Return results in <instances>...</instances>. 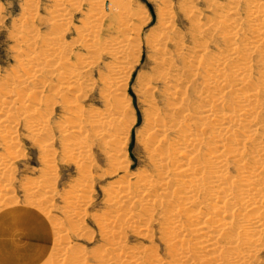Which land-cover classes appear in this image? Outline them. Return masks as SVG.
<instances>
[{
    "label": "bare ground",
    "instance_id": "1",
    "mask_svg": "<svg viewBox=\"0 0 264 264\" xmlns=\"http://www.w3.org/2000/svg\"><path fill=\"white\" fill-rule=\"evenodd\" d=\"M110 1L120 24L128 26L130 22L123 20L126 4ZM82 4L85 11L73 28L76 38L66 41L68 22ZM103 8L104 0H55L46 21L49 33L34 36L27 18L15 30L22 46L19 51L24 52L20 72L14 75L18 80L6 79L0 85V262L264 264L258 256L264 247V0H229L203 22L193 18L187 28L192 48L186 54L181 51L183 36L174 29L173 15L166 5L160 6L159 30L146 40L154 56L144 81L148 99L143 130L138 132L148 157L146 166L115 177V185L105 194L106 211L93 217L103 240L98 251L82 252L66 239L69 232L77 238L88 237L83 222L85 204L91 199L89 140L98 138L101 145H108L104 151L110 171L125 170L129 162L123 143L134 116L123 99V87L131 74L139 33L128 30L121 38L100 42ZM77 43L85 52L71 62L70 50ZM102 54L109 61L103 62L106 71H98L95 78L94 66H99ZM42 74L72 90L68 91L71 98L63 91V107L74 115L85 112L86 117L83 121L72 118L69 129L62 130L64 157L79 173L60 196L58 208L64 218L51 217L47 237L30 245L28 257H21L25 244L14 235L48 216L56 194L48 112L41 107L48 102V95L41 92L49 80L36 85L38 99L20 110L29 102V93L19 86ZM97 85L103 108L85 109L80 100ZM158 102L162 111L155 109ZM22 112L30 116L23 125L41 140L42 154L39 176L22 186L27 211L15 207L12 192L13 165L21 156L14 133ZM186 119L191 127L181 126ZM84 121L90 132L81 130ZM151 223H158L166 261L156 256L152 246L134 250L124 241L127 227L150 237Z\"/></svg>",
    "mask_w": 264,
    "mask_h": 264
},
{
    "label": "rangeland",
    "instance_id": "2",
    "mask_svg": "<svg viewBox=\"0 0 264 264\" xmlns=\"http://www.w3.org/2000/svg\"><path fill=\"white\" fill-rule=\"evenodd\" d=\"M119 1L126 4L125 10L127 11V14L126 17L124 16L123 20H128V23H130L126 27L124 25H121V19H119L121 17L117 15V11L114 10L113 2L110 0H104V16L102 19L98 37L100 42H103L108 40L110 41V39L113 38H121V33L128 30H133L134 33H139V35H137L138 45L133 53L134 58L131 74L127 79L125 87H123V99H127L126 101L130 104V107L132 108L131 111L133 112L134 116V119L129 128L127 139H125L123 143L127 150L126 155L129 162L128 166L126 167L127 169L125 170L118 168L115 171H110V164L108 165L109 161L107 160V154L104 151V149H107L108 145H101V143L103 142L99 141L98 138H91V140H89V142L91 143L90 156H92L91 158L93 159V165L90 171V175H92L91 188L89 193L91 199L88 203L85 204L87 216L85 215V219L83 222L88 229V237L81 236L77 238L72 236L70 232L66 235V239L72 241L74 247L79 246L78 248L82 252H96L101 248L103 244L102 237L98 232V227L94 222L93 217H100V215L102 216V214L106 211L107 208L105 204V194L109 193L110 189L113 187V185H115L116 178H122L125 175V172H136L138 170L144 169L147 163L148 157L146 156L145 147L140 141L138 132L143 130V110L147 107L148 99L146 98V93L144 92V81L147 75L150 74V68L152 67L154 57L153 52L147 45L146 40L151 34L156 33L159 30L160 26H158L156 21L157 10L160 8V6L162 8L164 5H166L168 11H170V14L173 15L172 21L174 24V29L177 30L181 36H183V46L181 48V51L183 52V54H186L187 51L189 52V50H191L192 48V42L189 38L190 35L189 32H187L189 21H191L193 18H197L199 21L203 22L213 15V11H220L221 8L224 9V7H226L227 3L229 2V0ZM211 2H214L217 7L219 5L218 8L220 9L216 8V6L213 7L214 4H210ZM54 4L55 0H0V85H2L6 79L8 80L11 78V82L13 80L14 83H16L18 80V77H15L14 75L16 73L19 74V59H22L24 56V54H22L24 52H22V50L19 51L20 48L22 49V46H19L20 37L16 38L14 36L16 32L15 30L18 25L20 24V22L24 21V19L27 18L29 19V25L31 27L30 30L33 31L32 33H34V36L38 37L49 33L50 28L48 27L46 21H48V18L52 15L50 10H53ZM222 5L223 7H221ZM186 6H189V9L192 10L193 13L190 12L191 16H188L187 11H185V9H188ZM85 8L86 5L82 4L79 11L73 12L68 22V28H70V30L66 33V41H73L76 38V32L73 28L79 24L78 21L80 17H82V13L85 11ZM32 11L34 13H32ZM24 23L25 22H23L22 24ZM120 27H122L123 29ZM80 52H85L84 48H82V46L78 43L74 44V46L70 50V61L73 62L75 60L76 54ZM107 61H109L107 55L102 54L99 57V66L95 65V70L93 71L95 78L98 74V71H106L103 66V62ZM45 75H38L32 81L19 86L18 89L20 91L27 90L29 93V102L27 101V105L20 109L26 110L27 107H29L28 105H30V103H32L34 99H38L36 97L40 92H36L34 88H36L37 86L39 87L41 81H43L44 79H46L47 81L49 80V82H46L47 86L43 90V93L41 92V95H48L47 97H49L48 99L50 101L46 99L45 101H48L49 103L47 102L43 105L42 102L41 107L47 109L46 111L48 112L47 117L50 124L49 137H51L52 139L53 146L51 148V154H53L52 159L55 165L54 174L56 176L53 188L56 194H54L53 198L51 199L53 202L52 206L54 207L49 210L48 216L40 217L37 222L34 221L33 224H29L30 226L28 225L23 231H20L14 235L20 236V239H22L20 240L21 243L25 244V250L23 254L20 255L21 257H28L30 245H32L33 243L36 244L47 237V230L51 226L49 223V219L51 217L55 219L64 218L63 211L59 209L62 205L60 196L66 194L71 185L75 183L77 178L79 177V173H77L78 171L75 164L64 157V144L62 143L63 141L61 138L64 137L62 130L69 126L68 124H70L69 122H71L70 120L72 118V120H77L78 118L83 121L86 115L84 114L85 112L83 114H80L81 116L79 114L74 115L72 113H69L66 110V107H63L66 106V102H63V100L61 99L63 96L65 97L64 93H67L68 91L72 92V90L65 89L61 82L59 85V83L55 82V79L52 80L53 77ZM55 83L57 84V86L55 85ZM98 87L99 85L92 87L91 90L87 91L86 96L80 100L84 108H103L102 98L98 94ZM70 92L67 93L70 95V97L69 95H66V98H71L72 95L70 94ZM103 92L105 93L104 90ZM0 96L3 97L1 88ZM155 109L157 111H162L163 107L161 105V102H158ZM70 115L74 116L71 117ZM18 118L19 124L16 126L14 134L20 144L19 148L21 156L15 159L13 165L12 192L14 194L13 196L15 200V207L20 211H27V203L25 202L22 186L26 183V181H28V179H35L37 178V176H39V170L42 164V159L40 156L42 154L39 149V141L41 142V140L38 141V139L32 137L26 127H24L25 125L23 124H25L26 120L30 118L27 113L22 112V114L18 115ZM84 122L82 123L83 127H81V130L83 131L84 129H87V131H89L90 125ZM189 123V119H186L181 124V126L191 127V124ZM68 129L69 127L66 130ZM2 137L0 136V139ZM114 144H116V142ZM1 151L2 148L0 141V152ZM103 152H105V154ZM46 204L47 203H44L43 205L47 206ZM55 206H57V208ZM108 207V209L112 208L111 206ZM150 226V237L141 236L137 232H134V230H130L129 227H127L125 229L124 241L127 246L134 248V250H141V248L152 246V249L155 248L154 251L155 253H157L156 256L158 255L159 258L163 259V261H166L168 260V256L167 253H165L166 251L164 248V244L160 238L158 223H151ZM258 254L260 260L264 262V247ZM0 264L20 263L8 261L0 262Z\"/></svg>",
    "mask_w": 264,
    "mask_h": 264
}]
</instances>
